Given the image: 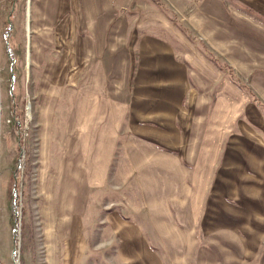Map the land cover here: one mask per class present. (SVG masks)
Returning <instances> with one entry per match:
<instances>
[{
	"label": "rangeland",
	"instance_id": "1",
	"mask_svg": "<svg viewBox=\"0 0 264 264\" xmlns=\"http://www.w3.org/2000/svg\"><path fill=\"white\" fill-rule=\"evenodd\" d=\"M13 1L0 264H69L74 216L92 224L72 264H131L115 214L166 264H264V15L238 0H31L28 19Z\"/></svg>",
	"mask_w": 264,
	"mask_h": 264
},
{
	"label": "crops",
	"instance_id": "2",
	"mask_svg": "<svg viewBox=\"0 0 264 264\" xmlns=\"http://www.w3.org/2000/svg\"><path fill=\"white\" fill-rule=\"evenodd\" d=\"M21 0H15L12 2L14 11L16 4L19 3L20 5ZM27 17L30 19L32 16L31 10V0H27ZM96 8H98V0H94ZM238 3L242 4L246 9L257 11L260 14L264 15V0H238ZM10 26L9 29L5 32L10 31V29L13 27V24L11 21H9ZM12 26V27H11ZM30 29V27H29ZM11 32V31H10ZM7 41L8 44H10L11 35H7ZM12 44V43H11ZM10 44V45H11ZM30 64V61H29ZM79 194H72L71 197L73 198V208H77V199ZM88 202V199H87ZM90 207V206H87ZM92 207L95 209V206L92 205ZM68 208H64L63 212H67ZM73 218V226L78 227L77 232L73 233V236L70 239V249L69 255L67 254V257L72 258L75 256L73 260L69 261V264L76 263V258L78 255L77 253L79 251V243L84 242L87 243L89 234L86 233L88 230L86 229L85 232L81 231V226L91 225L92 222L88 219H85V222L81 221V217L74 216ZM110 227L114 231V233L118 236L119 241L122 242L121 248L119 249V258L120 262L123 263H131V264H166V259L162 253L157 252L155 250H152L149 243H150V237L144 230V227L135 221H128L121 218L118 214L112 215V217L109 219ZM87 227V226H86ZM80 232V233H79ZM77 247V249L73 250V248ZM68 251V249H67ZM73 251V252H72ZM75 252V253H74Z\"/></svg>",
	"mask_w": 264,
	"mask_h": 264
},
{
	"label": "trees",
	"instance_id": "3",
	"mask_svg": "<svg viewBox=\"0 0 264 264\" xmlns=\"http://www.w3.org/2000/svg\"><path fill=\"white\" fill-rule=\"evenodd\" d=\"M247 12H249V13H250V12H252V11H251V10H247ZM6 33H7V35H9V31H8V32H6ZM17 203H18V201L16 200V201H15V206H17Z\"/></svg>",
	"mask_w": 264,
	"mask_h": 264
},
{
	"label": "water",
	"instance_id": "4",
	"mask_svg": "<svg viewBox=\"0 0 264 264\" xmlns=\"http://www.w3.org/2000/svg\"><path fill=\"white\" fill-rule=\"evenodd\" d=\"M12 27V26H11ZM16 249L14 250V253H15Z\"/></svg>",
	"mask_w": 264,
	"mask_h": 264
}]
</instances>
